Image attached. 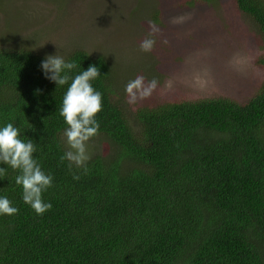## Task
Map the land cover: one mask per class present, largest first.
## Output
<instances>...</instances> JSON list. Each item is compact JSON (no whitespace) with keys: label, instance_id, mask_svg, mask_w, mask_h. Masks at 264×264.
Here are the masks:
<instances>
[{"label":"trees","instance_id":"1","mask_svg":"<svg viewBox=\"0 0 264 264\" xmlns=\"http://www.w3.org/2000/svg\"><path fill=\"white\" fill-rule=\"evenodd\" d=\"M197 1L215 0L182 5ZM234 2L262 44L255 62L263 81L246 102L174 98L130 116L109 56L66 47L58 54L76 63L73 79L91 65L101 74L91 81L102 94L94 138L108 150L86 172L61 161L68 125L60 110L72 79L58 86L41 67L56 54L24 38L0 47V129L17 127L53 177L43 193L52 208L37 215L15 182L20 172L0 162V198L19 209L0 215V264H264V0ZM152 67L144 70L157 73Z\"/></svg>","mask_w":264,"mask_h":264},{"label":"rangeland","instance_id":"2","mask_svg":"<svg viewBox=\"0 0 264 264\" xmlns=\"http://www.w3.org/2000/svg\"><path fill=\"white\" fill-rule=\"evenodd\" d=\"M182 3L187 0H3L0 47L14 48L24 38L43 53L62 55L65 47L102 52L115 62L122 89L137 76L145 77V82L156 78L158 87L150 98L132 105L126 93L130 116L138 106L174 98L218 94L237 102L249 100L263 81L255 62L262 52L255 23L234 0ZM154 11L161 19L154 18ZM181 16L182 23H171ZM150 22L160 31L153 51L144 52L140 45L148 38ZM150 66L157 73L144 70ZM63 139L70 150L64 134ZM107 150V144L96 138L88 143L91 158Z\"/></svg>","mask_w":264,"mask_h":264},{"label":"clouds","instance_id":"3","mask_svg":"<svg viewBox=\"0 0 264 264\" xmlns=\"http://www.w3.org/2000/svg\"><path fill=\"white\" fill-rule=\"evenodd\" d=\"M185 17H174L171 23H182ZM151 31L148 38L141 42L140 48L144 52L153 51L156 40L155 35L160 30L154 22H150ZM164 44L169 41L165 39ZM41 67L45 77L58 86H63L72 79L64 98L60 115L64 118L67 129L64 136L67 138L69 149L61 161H69V169L74 164L77 168L87 169V162L91 159L88 151L90 140L99 135L100 125L96 115L102 111V94L96 91L91 81L101 74L95 65L71 78L67 73L77 67L75 62H66L58 54L49 55L42 62ZM158 80L145 82V77L137 76L126 85L128 103L135 105L141 100L148 99L158 87ZM171 88V82L167 84ZM20 137V131L12 123H8L0 129V162L7 164L13 170H18L15 182L23 187V201L30 205L37 215H43L52 208L51 203H45L43 193L53 186V177L46 174L38 161L33 158L36 151L35 145L29 140L24 142ZM6 169L0 168V178L6 177ZM74 179L79 176L74 175ZM19 209L11 205L6 197L0 198V215H16Z\"/></svg>","mask_w":264,"mask_h":264}]
</instances>
